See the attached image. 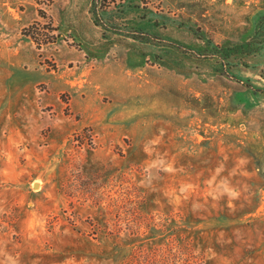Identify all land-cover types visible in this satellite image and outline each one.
<instances>
[{
  "label": "rangeland",
  "instance_id": "rangeland-1",
  "mask_svg": "<svg viewBox=\"0 0 264 264\" xmlns=\"http://www.w3.org/2000/svg\"><path fill=\"white\" fill-rule=\"evenodd\" d=\"M0 264H264V0H0Z\"/></svg>",
  "mask_w": 264,
  "mask_h": 264
},
{
  "label": "crops",
  "instance_id": "crops-1",
  "mask_svg": "<svg viewBox=\"0 0 264 264\" xmlns=\"http://www.w3.org/2000/svg\"><path fill=\"white\" fill-rule=\"evenodd\" d=\"M77 57V60L81 61V56H76ZM82 63V62H81ZM109 68L108 66L104 67V69H107ZM97 70V69H96ZM95 70V71H96ZM94 71V72H95ZM98 72L100 73L99 75H101L103 73V67H100V69H98Z\"/></svg>",
  "mask_w": 264,
  "mask_h": 264
}]
</instances>
